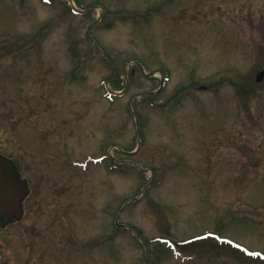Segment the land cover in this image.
<instances>
[{"label":"rangeland","instance_id":"obj_1","mask_svg":"<svg viewBox=\"0 0 264 264\" xmlns=\"http://www.w3.org/2000/svg\"><path fill=\"white\" fill-rule=\"evenodd\" d=\"M261 70L264 0H0V264H264Z\"/></svg>","mask_w":264,"mask_h":264},{"label":"water","instance_id":"obj_2","mask_svg":"<svg viewBox=\"0 0 264 264\" xmlns=\"http://www.w3.org/2000/svg\"><path fill=\"white\" fill-rule=\"evenodd\" d=\"M264 76V71L257 75L256 80L260 81ZM11 163L0 157V195L3 201L0 203V216L7 217L20 214V203L25 194L24 184L18 180H12L7 173Z\"/></svg>","mask_w":264,"mask_h":264},{"label":"flooded vegetation","instance_id":"obj_3","mask_svg":"<svg viewBox=\"0 0 264 264\" xmlns=\"http://www.w3.org/2000/svg\"><path fill=\"white\" fill-rule=\"evenodd\" d=\"M10 172H11V170H9ZM12 173V172H11ZM14 175H16V174H13V176ZM0 200H2V197L0 196ZM23 216H20V217H17V216H14V217H12L11 218V221L10 222H12V221H15L16 220V222H19L20 220L19 219H21ZM7 216L6 215H4V214H2L1 216H0V223H3V222H7ZM18 220V221H17Z\"/></svg>","mask_w":264,"mask_h":264}]
</instances>
